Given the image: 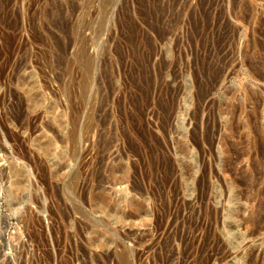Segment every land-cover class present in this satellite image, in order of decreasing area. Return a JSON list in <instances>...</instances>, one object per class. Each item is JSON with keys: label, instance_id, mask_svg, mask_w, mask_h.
Wrapping results in <instances>:
<instances>
[{"label": "rangeland", "instance_id": "obj_1", "mask_svg": "<svg viewBox=\"0 0 264 264\" xmlns=\"http://www.w3.org/2000/svg\"><path fill=\"white\" fill-rule=\"evenodd\" d=\"M263 62L264 0H0V264H264Z\"/></svg>", "mask_w": 264, "mask_h": 264}, {"label": "bare ground", "instance_id": "obj_2", "mask_svg": "<svg viewBox=\"0 0 264 264\" xmlns=\"http://www.w3.org/2000/svg\"><path fill=\"white\" fill-rule=\"evenodd\" d=\"M255 56V55H254ZM264 63V62H263ZM254 64V63H253ZM262 68V67H261ZM251 176V175H250ZM257 178V177H256ZM255 180H257V179H255ZM255 182H257V181H255ZM253 183H254V181H253ZM258 216V215H257ZM259 217V216H258Z\"/></svg>", "mask_w": 264, "mask_h": 264}]
</instances>
